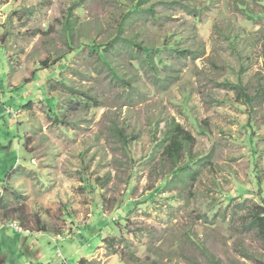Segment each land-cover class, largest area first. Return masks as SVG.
<instances>
[{
    "label": "rangeland",
    "instance_id": "1",
    "mask_svg": "<svg viewBox=\"0 0 264 264\" xmlns=\"http://www.w3.org/2000/svg\"><path fill=\"white\" fill-rule=\"evenodd\" d=\"M0 196L7 264H264V0H0Z\"/></svg>",
    "mask_w": 264,
    "mask_h": 264
},
{
    "label": "trees",
    "instance_id": "2",
    "mask_svg": "<svg viewBox=\"0 0 264 264\" xmlns=\"http://www.w3.org/2000/svg\"><path fill=\"white\" fill-rule=\"evenodd\" d=\"M135 9L131 10V13H135ZM116 41H119L120 43L124 45H130L133 44L132 40L123 39V38H117ZM136 46V45H135ZM138 47V46H137ZM141 50L145 53L146 58H144L143 65H147L149 68H151L155 75L158 76V68L155 66V57L153 54V49L149 48H141ZM93 51L98 53L99 58L106 64L107 63V57L109 51L111 49L107 50L105 47H94ZM233 89L236 90V92L242 96L245 97L246 101H249L251 103L252 99L251 97L246 93L245 89L241 85L232 86ZM170 138H169V144L166 147V153L167 155L172 159L173 162H175V165L177 166L176 172L171 175V178L174 179L178 177L182 172L186 171L189 166H179L180 157L182 155V151L190 140V134L183 129V127L180 124L175 125V127L169 132ZM158 191V190H157ZM1 201V198H0ZM248 229L252 230L255 229L258 231L259 235L264 239V207L263 206H253L252 209L249 211V222H248ZM78 264H89V260L87 259H81Z\"/></svg>",
    "mask_w": 264,
    "mask_h": 264
},
{
    "label": "crops",
    "instance_id": "3",
    "mask_svg": "<svg viewBox=\"0 0 264 264\" xmlns=\"http://www.w3.org/2000/svg\"><path fill=\"white\" fill-rule=\"evenodd\" d=\"M7 182V180H6ZM6 182L4 183V189L6 187ZM4 191V190H3ZM2 196V195H1ZM0 196V197H1ZM11 224V223H10ZM12 227V226H11ZM13 228V227H12ZM9 226L7 224H0V264H7L8 263V255L11 254L12 252L9 250V248H5V246L8 244L7 242L11 240V242H14V237L11 238L9 236Z\"/></svg>",
    "mask_w": 264,
    "mask_h": 264
},
{
    "label": "built area",
    "instance_id": "4",
    "mask_svg": "<svg viewBox=\"0 0 264 264\" xmlns=\"http://www.w3.org/2000/svg\"><path fill=\"white\" fill-rule=\"evenodd\" d=\"M8 112L12 113L11 111H8ZM11 226H12L14 229L18 230L19 232H23V231H24V230L22 229V227H20L17 223H12Z\"/></svg>",
    "mask_w": 264,
    "mask_h": 264
}]
</instances>
